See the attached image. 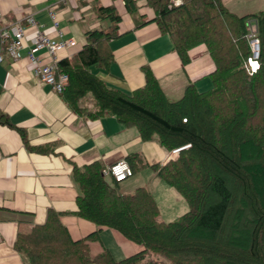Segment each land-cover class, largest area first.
<instances>
[{
    "label": "trees",
    "instance_id": "obj_1",
    "mask_svg": "<svg viewBox=\"0 0 264 264\" xmlns=\"http://www.w3.org/2000/svg\"><path fill=\"white\" fill-rule=\"evenodd\" d=\"M145 2L183 62L190 48L206 46L215 63L212 86L200 91L189 83L179 98L170 99L147 66L144 84L131 93L106 85L90 66L110 62L109 42L117 37L120 15L113 5L93 1L100 26L85 32L72 61H58L68 73L61 93L80 112H108L135 126L143 139L156 136L168 149L187 144L174 159L154 164L187 210L164 220L151 189L120 191V181L95 160L73 168L76 213L143 247L119 260L107 250L91 256L86 240L92 234L73 239L52 210L31 231H19L14 246L29 264H264V9L240 16L222 0ZM125 4L135 7L131 0ZM252 18L259 40L254 70L246 28ZM126 159L133 173L146 164L138 152Z\"/></svg>",
    "mask_w": 264,
    "mask_h": 264
},
{
    "label": "crops",
    "instance_id": "obj_2",
    "mask_svg": "<svg viewBox=\"0 0 264 264\" xmlns=\"http://www.w3.org/2000/svg\"><path fill=\"white\" fill-rule=\"evenodd\" d=\"M93 1L113 5L120 15L117 37L109 42L110 62L105 67L90 66L106 85L131 93L144 84L147 66L170 99L179 98L189 83L200 91L212 86L209 75L215 63L206 46L190 48L183 62L145 0H131L135 7L130 10L125 0H0L5 19L25 28L22 56L13 59L4 53L0 61V264H29L14 241L19 231L29 232L43 223L50 210L58 212L73 239L92 234L86 240L91 256L107 250L119 260L143 247L118 229L76 213L78 189L73 168L95 160L104 168L138 152L146 164L139 176L131 178L136 172L119 182L120 191L130 193L143 185L153 194H164L169 203L159 208L164 220L187 210L184 198L174 187L165 186L154 167L164 165L172 148H166L156 136L143 139L135 126L125 125L111 113L91 116L78 111L63 98L62 91L53 90L33 72L27 52L34 29L27 26L26 17L31 15L37 29L53 39L60 38L58 33L63 39H73L75 46L55 53L58 61H72L85 43V32L100 26L91 10ZM222 1L240 16L264 9V0ZM34 53L44 62L52 59L46 50Z\"/></svg>",
    "mask_w": 264,
    "mask_h": 264
},
{
    "label": "built area",
    "instance_id": "obj_3",
    "mask_svg": "<svg viewBox=\"0 0 264 264\" xmlns=\"http://www.w3.org/2000/svg\"><path fill=\"white\" fill-rule=\"evenodd\" d=\"M174 4H179L180 0H173ZM52 15V14H51ZM25 22L29 28L34 29V34L29 42L31 47L27 52V57L33 63V72L41 81L50 85L53 90L62 91L68 82V73L60 68L58 60L55 57L57 50L75 46L73 39H63L59 34L58 39H53L46 33L37 29L34 18L29 15ZM54 26L57 22L54 21ZM247 38L251 48V56L248 58L250 70H254L258 66L259 56V40L257 38V22L255 19H248L246 22ZM25 36V28L18 21L9 22L0 12V61L3 60L4 53L9 54L13 59L22 56L21 50L23 48V38ZM35 50H46L52 59L49 62L42 61ZM255 65V67H254ZM187 144L183 145L186 146ZM172 148L166 155L163 162L165 164L172 160L177 155L181 147ZM103 172L110 175L117 181H122L132 175V168L126 158H121L110 162L103 168Z\"/></svg>",
    "mask_w": 264,
    "mask_h": 264
},
{
    "label": "rangeland",
    "instance_id": "obj_4",
    "mask_svg": "<svg viewBox=\"0 0 264 264\" xmlns=\"http://www.w3.org/2000/svg\"><path fill=\"white\" fill-rule=\"evenodd\" d=\"M140 174H139V172H137V174H134L131 178H135L136 176H139ZM163 182V181H162ZM165 184V186H168V184L167 183H164ZM169 187V186H168ZM167 187V188H168ZM154 188H155V186H154ZM170 188H172V187H170ZM171 190H175L174 188H172ZM177 192V191H176ZM177 194H178V192H177ZM164 195V194H163ZM163 195H161L159 192H154V197H157V199H156V202H157V205H158V207L160 208L161 206H165V205H167V204H169L168 203V201H166V199H163ZM181 198H182V196L180 195V194H178ZM179 198V197H178ZM184 200V199H183ZM177 202V201H176ZM185 202V201H184ZM177 204H179V203H177ZM177 206V205H176ZM162 217H165V215L164 216H162Z\"/></svg>",
    "mask_w": 264,
    "mask_h": 264
},
{
    "label": "snow or ice",
    "instance_id": "obj_5",
    "mask_svg": "<svg viewBox=\"0 0 264 264\" xmlns=\"http://www.w3.org/2000/svg\"><path fill=\"white\" fill-rule=\"evenodd\" d=\"M254 67H255V65H254Z\"/></svg>",
    "mask_w": 264,
    "mask_h": 264
}]
</instances>
